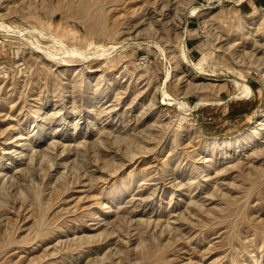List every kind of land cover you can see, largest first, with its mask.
<instances>
[{
    "label": "rangeland",
    "instance_id": "374dc122",
    "mask_svg": "<svg viewBox=\"0 0 264 264\" xmlns=\"http://www.w3.org/2000/svg\"><path fill=\"white\" fill-rule=\"evenodd\" d=\"M262 70L264 0H1L0 264H264Z\"/></svg>",
    "mask_w": 264,
    "mask_h": 264
},
{
    "label": "bare ground",
    "instance_id": "6f19581e",
    "mask_svg": "<svg viewBox=\"0 0 264 264\" xmlns=\"http://www.w3.org/2000/svg\"><path fill=\"white\" fill-rule=\"evenodd\" d=\"M262 65H263L262 63L259 64V66H262ZM261 72L264 73V70H262ZM245 88H246V86H245ZM249 89H250L249 91L252 92L251 87H249ZM244 91H245V89H244ZM244 91H242V92H244ZM251 92H248V90H247L246 96L249 97ZM243 95H245V94H242V96ZM263 131H264V114H262L260 119H258L257 121H255L253 123V126L246 133H240L239 135L235 136L234 138H226V139H219V140L215 139V140L211 141L209 144H207V146L211 150H215L218 147L225 150L232 143L239 144L241 139H243L242 145L247 146L249 144H252V143L258 141L263 136ZM125 145L129 146V144H125ZM128 146H126V147L129 149ZM238 147H239V145H238ZM134 156L136 157V155H134Z\"/></svg>",
    "mask_w": 264,
    "mask_h": 264
}]
</instances>
